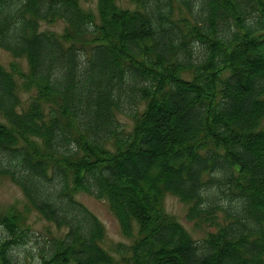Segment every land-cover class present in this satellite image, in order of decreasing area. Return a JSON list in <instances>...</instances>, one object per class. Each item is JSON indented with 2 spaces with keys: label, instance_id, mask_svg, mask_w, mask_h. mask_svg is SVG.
Masks as SVG:
<instances>
[{
  "label": "trees",
  "instance_id": "trees-1",
  "mask_svg": "<svg viewBox=\"0 0 264 264\" xmlns=\"http://www.w3.org/2000/svg\"><path fill=\"white\" fill-rule=\"evenodd\" d=\"M131 2L98 0L97 24L80 0H0V48L30 68L0 63V184L67 230L40 264H264V0ZM58 20L62 36L40 31ZM23 89L37 95L21 110ZM78 191L127 238L138 226L121 259ZM168 195L216 232L193 239ZM27 220L0 214V264H25Z\"/></svg>",
  "mask_w": 264,
  "mask_h": 264
},
{
  "label": "rangeland",
  "instance_id": "rangeland-1",
  "mask_svg": "<svg viewBox=\"0 0 264 264\" xmlns=\"http://www.w3.org/2000/svg\"><path fill=\"white\" fill-rule=\"evenodd\" d=\"M117 4L122 9H137V5L132 3L131 0H117ZM80 5L85 11L91 12L95 17L97 24H99L98 0H80ZM176 8L175 18H180L186 13L185 9L180 10L179 6ZM65 27L66 25L62 20H58L54 23L42 22L40 25V31L47 34H57L58 36H62L65 32ZM197 48L201 49V47ZM0 63L8 71L12 70L13 65H16V67L25 74L29 73L30 70L26 58L16 59L10 53L1 48ZM36 95L37 91L34 89H23L21 91L22 104L20 109H26ZM119 120L125 126L127 131H131L133 129V121L130 118L119 115ZM75 198L84 204L88 210L104 224L107 237L103 243V247L118 260L121 259V255H119L114 248L117 244H123L128 247L132 246L138 238V226L136 224L134 226V236L132 238H127L122 233L120 224L112 214L107 201L98 200L83 191H78ZM13 208L20 209L24 212L28 219L27 226L30 229L28 236L25 238L26 244L18 247L17 253L19 254L22 262L25 264H40L41 253L46 252V249L49 246L47 243L50 238L53 236L62 238L66 234L67 230L64 228L60 230L55 224L44 220L38 213L30 208L22 190L11 181L4 179L0 184V214L8 213ZM188 208L189 206L187 204L181 202L179 198L173 195H168L164 202L165 212L168 215L173 216L193 239L197 241L205 240L208 238L210 233L216 232V228L187 220L186 215ZM220 220L224 222V216L221 213Z\"/></svg>",
  "mask_w": 264,
  "mask_h": 264
}]
</instances>
